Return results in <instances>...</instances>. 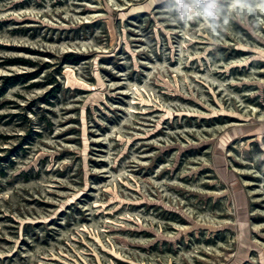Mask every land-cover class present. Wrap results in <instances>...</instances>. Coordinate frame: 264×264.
<instances>
[{
  "label": "rangeland",
  "instance_id": "1",
  "mask_svg": "<svg viewBox=\"0 0 264 264\" xmlns=\"http://www.w3.org/2000/svg\"><path fill=\"white\" fill-rule=\"evenodd\" d=\"M206 2L0 0V264H264V2Z\"/></svg>",
  "mask_w": 264,
  "mask_h": 264
},
{
  "label": "clouds",
  "instance_id": "2",
  "mask_svg": "<svg viewBox=\"0 0 264 264\" xmlns=\"http://www.w3.org/2000/svg\"><path fill=\"white\" fill-rule=\"evenodd\" d=\"M197 3L200 2V0H196ZM264 2V0H262ZM215 3L216 0H207V2L203 5V11L208 16H214L215 15Z\"/></svg>",
  "mask_w": 264,
  "mask_h": 264
},
{
  "label": "trees",
  "instance_id": "3",
  "mask_svg": "<svg viewBox=\"0 0 264 264\" xmlns=\"http://www.w3.org/2000/svg\"><path fill=\"white\" fill-rule=\"evenodd\" d=\"M28 76H30V75H20V76H17V77H21V78H23L24 80H26V79H29L30 77H28ZM11 79V78H10ZM11 84H14V81L13 82H11Z\"/></svg>",
  "mask_w": 264,
  "mask_h": 264
}]
</instances>
